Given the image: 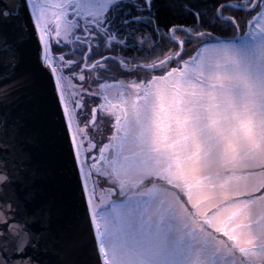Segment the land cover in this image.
Listing matches in <instances>:
<instances>
[{
	"label": "snow or ice",
	"instance_id": "1",
	"mask_svg": "<svg viewBox=\"0 0 264 264\" xmlns=\"http://www.w3.org/2000/svg\"><path fill=\"white\" fill-rule=\"evenodd\" d=\"M74 212L85 264H264V0H0V264Z\"/></svg>",
	"mask_w": 264,
	"mask_h": 264
},
{
	"label": "water",
	"instance_id": "2",
	"mask_svg": "<svg viewBox=\"0 0 264 264\" xmlns=\"http://www.w3.org/2000/svg\"><path fill=\"white\" fill-rule=\"evenodd\" d=\"M27 47V46H26ZM30 74V66L22 62L16 71V78L23 79ZM25 92L28 89L24 90ZM86 231L82 216L74 212L70 218L67 236L59 246L58 254L52 257L53 264H85L92 258L91 249L82 243V235Z\"/></svg>",
	"mask_w": 264,
	"mask_h": 264
},
{
	"label": "trees",
	"instance_id": "3",
	"mask_svg": "<svg viewBox=\"0 0 264 264\" xmlns=\"http://www.w3.org/2000/svg\"><path fill=\"white\" fill-rule=\"evenodd\" d=\"M168 15H169L170 17L172 16V14H170V13H169ZM175 19H176V20H179V21H181V22L184 21V18H183L182 16H179V15H176V16H175Z\"/></svg>",
	"mask_w": 264,
	"mask_h": 264
},
{
	"label": "flooded vegetation",
	"instance_id": "4",
	"mask_svg": "<svg viewBox=\"0 0 264 264\" xmlns=\"http://www.w3.org/2000/svg\"><path fill=\"white\" fill-rule=\"evenodd\" d=\"M87 86V85H86ZM89 104H91V101H89ZM89 111H90V109H89Z\"/></svg>",
	"mask_w": 264,
	"mask_h": 264
},
{
	"label": "rangeland",
	"instance_id": "5",
	"mask_svg": "<svg viewBox=\"0 0 264 264\" xmlns=\"http://www.w3.org/2000/svg\"><path fill=\"white\" fill-rule=\"evenodd\" d=\"M225 34H227V33H225ZM189 47H191V45H189Z\"/></svg>",
	"mask_w": 264,
	"mask_h": 264
}]
</instances>
